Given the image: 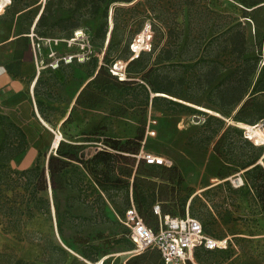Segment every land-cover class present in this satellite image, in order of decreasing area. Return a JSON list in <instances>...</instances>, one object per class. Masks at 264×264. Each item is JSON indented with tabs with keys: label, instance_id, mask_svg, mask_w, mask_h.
Listing matches in <instances>:
<instances>
[{
	"label": "rangeland",
	"instance_id": "rangeland-1",
	"mask_svg": "<svg viewBox=\"0 0 264 264\" xmlns=\"http://www.w3.org/2000/svg\"><path fill=\"white\" fill-rule=\"evenodd\" d=\"M93 2L11 0L5 8L9 17L21 12L16 17L17 25L21 29L31 26L30 32L39 37L69 38L75 30H82L89 37L91 51L84 62L75 60L39 77L35 95L44 121L54 126L62 115L67 113V117L56 127L62 134L58 149H52L54 132L50 144L36 155L33 163L39 157L45 165L49 156L63 154H74L76 160L65 173L70 187L55 192L48 188L44 193L51 203L50 214L27 220L20 231L8 230L5 221H0V264H12V259L47 264L54 246L62 247L70 258H78L82 264H96L101 259L105 260L104 264H127L137 256L136 264H159L161 259L156 252L138 255L122 234L123 225L118 217L132 198L143 220L152 225L155 221L148 203L138 204L134 200L135 178L137 189L150 195L153 202H159L164 211L174 216L189 214L200 220L211 235L230 238L229 252H200L198 258L193 257L194 264H264V205L248 184L234 189L230 181L237 175L246 178V169L239 165L253 152V145L239 135V124L248 121L229 118L248 95L230 114L207 103L205 96L195 103L178 100L183 108L166 109L152 100L153 96L165 95L150 91L146 79L143 80L151 66L178 62L177 58L191 56L198 47L202 51L218 29L229 27H232L229 33L211 44L212 48H226L223 63L229 65L235 60V54L229 53L232 46L229 34L237 33L246 45L253 42L256 26L257 34L263 35L259 50L263 64L264 4L251 11L238 0H116L110 3L107 17L102 9L95 16L82 15ZM43 11V21L36 26V19ZM70 16V21L58 22ZM251 17L257 19V24L249 21ZM70 23H77V27L71 28ZM143 33L150 36L147 46L133 52L131 42ZM164 48L175 54V60L162 62ZM118 62L126 65L122 78L126 83H120L119 75L111 71ZM95 63L97 67L92 73ZM99 66L104 69L94 79ZM158 73L172 79L184 74L190 83L182 85V92L198 91L199 66L163 69ZM172 88L177 89L178 83L174 82ZM212 116L222 120L216 134H212L217 127L209 118ZM150 120L156 122L154 136L148 134ZM137 138H141L138 145ZM129 139L133 141L126 144ZM113 142L129 152L113 150L110 147ZM2 145L5 147L0 156L13 154L7 165L14 169L28 144L5 115H0V148ZM257 148L264 151V146ZM100 150L114 155L107 167H94L90 162ZM140 152L163 156L171 166L146 165L137 157ZM262 160L263 156L256 163L262 164ZM110 176L126 179L128 188L113 182L112 186L107 185L108 196H105L97 182L110 184ZM97 192L104 198L106 221L93 216L98 212ZM54 204L59 206L61 231L56 226ZM85 238L106 254L96 262L84 259L80 240Z\"/></svg>",
	"mask_w": 264,
	"mask_h": 264
},
{
	"label": "trees",
	"instance_id": "trees-1",
	"mask_svg": "<svg viewBox=\"0 0 264 264\" xmlns=\"http://www.w3.org/2000/svg\"><path fill=\"white\" fill-rule=\"evenodd\" d=\"M113 1L116 0H94L92 5L82 15L95 16L98 11L102 9L103 16L107 17V10L110 3ZM122 1L130 2L132 0ZM238 1L243 7L251 8V11L261 7L264 4V0ZM71 17L72 16L65 19H60L58 20V22L61 23L70 21ZM244 17L247 16L244 15ZM43 18L44 11L39 15L36 26L43 21ZM251 19H249V21L257 24L256 18L251 17ZM70 27L76 28L77 23H70ZM222 30L223 29H218L214 33L216 35L208 41L202 51H200V48L198 47L191 56L186 58H177V60H179L178 62H170L157 67L151 66L148 69L147 75H143V80L146 79L150 87V91L165 95L153 96L152 100L154 102L164 105L166 109H175L184 107V105L178 100L195 103L200 98L205 96V100L207 103L212 106L218 107L226 114H230L232 110H234V108L238 106V104H241L243 102L245 96L248 95V98L240 106L236 114L234 116L233 114H230L229 118L232 119V117H234L237 120H247V124H253L264 117V63L260 64L261 56L259 53L262 45L263 35L261 36L257 34L255 26V35L253 42H248L245 45L244 41H242V39L238 37L237 33L232 32V34H229L230 43L232 45L229 49V53L235 54V60L230 62L229 65H225L223 63V61H225L223 59V55L226 52V48L223 47L220 49L211 47V44L215 39L223 34H226L227 32L229 33L232 30V27H229L223 31ZM153 50H155V48H153L152 51ZM161 51L163 53H166L161 58L162 62L175 60V54H171L170 50H168L167 48H164ZM185 62L193 63L192 65H186ZM196 66H199V75L196 80L198 91L196 93L182 92V85L184 83H190V81L185 78L184 74H177L174 80L167 74H162L160 76V74L158 73L163 69L176 70V68L178 67L185 69ZM96 67L97 64L95 63L93 65V72ZM103 69V66H99L94 79L99 76ZM149 75L151 77H148ZM125 81L126 80L124 79H120V83H126ZM174 82L178 83L177 89L172 88ZM209 118L210 120H214L217 123V127L212 131V134H216L220 130L219 128L222 120L213 116ZM225 123L227 126L230 125L227 122ZM18 130L21 138L25 141L24 133L21 129L18 128ZM239 135L245 142L251 143L253 145V152L251 157H249L246 161L239 165L242 169H246V178L243 176L241 177L244 181V184H248L250 188L254 189L256 195L264 205V151H259V149L257 148L263 145H254L251 141L245 139L243 137L241 129ZM140 140L141 138H137V140H135V143H137L138 145ZM132 141V139H129L126 141V144ZM4 147L5 146L2 145L0 151L3 150ZM110 147L115 151H119L120 153L129 152L128 148L119 146L118 142H113ZM133 153H137V148L134 149ZM12 156L13 154H8L7 156L2 157L0 156V221H5V227L8 230L20 231V227L23 226V224H25L27 220L38 215H47L51 213L50 200L45 196L44 193L48 188L55 192L56 190L65 189L68 186L70 187V185L67 183V177L65 178V173L67 172V169L70 166L71 162L76 160V156L74 154L51 155L47 158L45 165L42 164L40 162V158L37 157L36 162L32 167L19 171L10 168L7 165V161L12 158ZM113 156L114 155L107 150H100L95 152V154L91 157L90 162L94 167L97 165L107 167L109 165L110 159L113 158ZM261 156H263V163H256ZM146 165L165 166L152 164ZM108 173L110 174L111 171H108ZM112 175H114V173ZM110 178V184H105L104 181L97 182L101 192L105 196H108L107 185L112 186L113 182L122 183L123 187H125L126 189L129 186L126 179L117 178L116 176H110ZM136 181L137 179L135 178L132 182L134 200L138 204L148 203L151 214L153 215L155 221L153 225L146 222L145 223L149 226L154 227L157 221V216L153 213V206L157 202H153V198L151 199L150 195H147V193L139 191L137 189ZM97 199L99 201L98 212H96L93 216L95 219H97L98 217L101 221H106L108 220V218L104 213V198L103 195L99 192H97ZM127 204L128 205L120 213V216H122L125 209L129 207L130 203L128 201ZM54 208L57 215L56 226L58 230L61 231L62 222L60 220L59 206L57 204H54ZM161 209L162 213H169L164 211L162 206ZM137 211L140 212L138 209ZM122 228L123 236L133 246V244L126 237V228ZM203 228L206 231L204 226ZM80 245H83L81 252L82 257L90 262H96L99 258L106 254L100 252L98 245L89 243V240L87 238L80 240ZM229 249L230 246L225 251L211 252L201 248H195L193 251V257L195 256L196 258H198L200 256V252L207 254L227 253L229 252ZM53 251H57V254H53ZM146 251H154L159 255V253L154 249H147L139 253L138 255ZM49 256L51 261L47 264H82L80 259L75 257L70 258L67 251L60 246H54L52 248V251H50ZM138 258L139 256L128 260L127 264H136L135 262ZM104 263L105 260L103 261V264ZM189 263L193 264L190 261L185 262V264ZM12 264L38 263L35 261L12 259ZM159 264H164L162 259Z\"/></svg>",
	"mask_w": 264,
	"mask_h": 264
},
{
	"label": "built area",
	"instance_id": "built-area-1",
	"mask_svg": "<svg viewBox=\"0 0 264 264\" xmlns=\"http://www.w3.org/2000/svg\"><path fill=\"white\" fill-rule=\"evenodd\" d=\"M0 14L11 0H1ZM145 28V32H148ZM33 50V57L36 72L42 70H56L62 64H71L73 61L84 62L91 51V43L88 35L82 30H75L69 38L39 37L33 31L29 34ZM149 35L143 33L134 39L130 48L133 52H138L147 46ZM60 43H64L67 50L58 51ZM44 47L45 54L40 56L39 49ZM125 64L118 62L111 69L112 73L119 75L122 79L125 75ZM155 120H150L148 129L149 136L155 135L153 129ZM243 137L251 141L254 145L264 146V117L253 124H239ZM262 136L260 138L259 136ZM145 164L170 166L171 162L163 156L143 153L137 154ZM231 186L239 189L244 185L241 175L230 178ZM153 213L157 216L154 227L145 223L137 211L133 200L122 216L118 219L126 228V237L134 246L136 253H141L147 249L156 250L164 264H185L190 261L194 264L193 251L201 248L207 251H225L229 248L231 240L229 237L216 238L207 233L200 220L186 214L184 216H174L162 213L160 204L157 202L153 206Z\"/></svg>",
	"mask_w": 264,
	"mask_h": 264
},
{
	"label": "crops",
	"instance_id": "crops-1",
	"mask_svg": "<svg viewBox=\"0 0 264 264\" xmlns=\"http://www.w3.org/2000/svg\"><path fill=\"white\" fill-rule=\"evenodd\" d=\"M21 14L17 12L16 16L9 17L5 10L0 14V115L8 117L22 130L28 144L26 152L13 167L19 170L34 165L36 155L47 148L54 137L51 128L59 127L67 117L65 113L56 121L57 125L50 126L39 112L35 95L37 81L44 72L55 70L45 69L37 74L29 36L31 26L21 29L17 25L16 17ZM57 49L67 50L64 43H60ZM38 52L43 56L46 49L42 47ZM67 65L62 64L60 68Z\"/></svg>",
	"mask_w": 264,
	"mask_h": 264
},
{
	"label": "bare ground",
	"instance_id": "bare-ground-1",
	"mask_svg": "<svg viewBox=\"0 0 264 264\" xmlns=\"http://www.w3.org/2000/svg\"><path fill=\"white\" fill-rule=\"evenodd\" d=\"M2 3V1L0 0V4ZM199 109H202V110H204V111H207V112H209V113H215V112H213V111H211V110H209V109H206V108H203V107H198ZM203 111V112H204ZM216 114V113H215ZM52 130H53V132H56V135H55V137H54V141H53V144H52V149L54 150V149H56L57 148V146L59 145V143H60V141H61V139H62V134L60 133V130L58 129V128H55V127H52L51 128ZM260 138H262V136L260 135L259 136ZM102 259L98 262V263H96V264H102Z\"/></svg>",
	"mask_w": 264,
	"mask_h": 264
}]
</instances>
